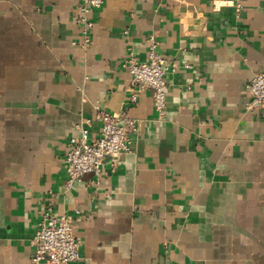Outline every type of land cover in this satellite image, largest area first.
<instances>
[{"label": "crops", "instance_id": "0c3cea01", "mask_svg": "<svg viewBox=\"0 0 264 264\" xmlns=\"http://www.w3.org/2000/svg\"><path fill=\"white\" fill-rule=\"evenodd\" d=\"M79 2L0 0V264H35L48 208L72 221L71 264H264V117L247 109L264 0H104L89 47ZM150 36L178 68L161 119L123 65ZM98 110L137 121L132 150L68 188L69 139L83 119L96 139Z\"/></svg>", "mask_w": 264, "mask_h": 264}, {"label": "built area", "instance_id": "2783aa9c", "mask_svg": "<svg viewBox=\"0 0 264 264\" xmlns=\"http://www.w3.org/2000/svg\"><path fill=\"white\" fill-rule=\"evenodd\" d=\"M104 0H80L77 6L78 22L82 31V45L92 44V33L95 27L93 13L100 9ZM238 5V10L240 9ZM74 44H77L74 42ZM148 58L138 60L133 52L124 59L123 65L132 75L135 93L132 101L136 102L138 94L151 90L158 118L166 114L167 92L166 74L176 71V66H170L167 60L158 52V41L155 36L148 40ZM188 67V64L186 65ZM250 100L247 109L258 111L264 117V72L258 73L247 85ZM100 122V134L96 139H90L91 120L83 119L78 124L79 136L69 139L68 151L65 156L67 166V187L83 181L85 174L101 175L102 166L107 157L113 159L131 152V130L137 127V121L123 115H114L98 110L95 118ZM33 262L35 264H71L80 259V241L75 237L73 224L69 216H55L52 208H48L38 223L32 238Z\"/></svg>", "mask_w": 264, "mask_h": 264}]
</instances>
